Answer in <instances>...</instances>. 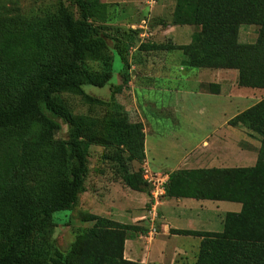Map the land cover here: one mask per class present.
<instances>
[{
  "label": "trees",
  "instance_id": "16d2710c",
  "mask_svg": "<svg viewBox=\"0 0 264 264\" xmlns=\"http://www.w3.org/2000/svg\"><path fill=\"white\" fill-rule=\"evenodd\" d=\"M70 1L78 19L65 9L59 16L23 21L0 11V264H141L124 258V244L148 230L96 215L87 217L92 227L76 236L67 254L53 245V214L75 204L91 145L107 150L102 159L118 170L145 159L142 123L120 116L78 118L61 97L81 93L83 85L102 88L111 79L110 51L91 20L95 8L107 5ZM170 24L197 30L188 45L153 49L182 51L189 68L235 70L238 87L264 90V0H176ZM241 26L258 28L253 44L239 42ZM115 49L127 67L120 47ZM88 60L107 68L101 80L85 67ZM54 118L68 125L66 141L56 138L61 127ZM229 125L259 136L255 165L173 171L164 197L239 203L240 212L224 215L220 233H171L201 238L195 264H264V99ZM142 174L138 168L118 178L149 195Z\"/></svg>",
  "mask_w": 264,
  "mask_h": 264
},
{
  "label": "rangeland",
  "instance_id": "374dc122",
  "mask_svg": "<svg viewBox=\"0 0 264 264\" xmlns=\"http://www.w3.org/2000/svg\"><path fill=\"white\" fill-rule=\"evenodd\" d=\"M97 1L101 2V0ZM144 3V0H107L106 9L93 10L92 23L99 35L105 39L110 51L111 79L102 88L83 85L81 93L61 94L72 113L78 118L99 121L111 116H120L128 123H142L146 155L141 165L133 162L126 165L125 169L118 170L102 159V155H105L107 150L98 145L89 147L87 176L75 204L69 211L53 214L51 237L54 247L63 255L68 253L76 236L92 227L93 222L86 221L89 215L107 219L116 215L119 208L113 203L119 200L118 191L124 187L118 178L124 171L135 172L138 168L143 170L142 176L147 181L149 193L147 206H150L152 192L165 185V176L171 171L205 169L208 168L207 165L218 166L222 157L234 162L233 165H228L233 168L249 166L245 165L240 157L241 154H236L237 158H235L232 156L233 152H222L221 147H225V144L213 147L219 152L216 154L220 157L212 155L210 164H203L204 159H208L206 155L195 154L184 164V156L199 149L203 141L213 144L220 140L233 149L238 148L252 154L258 152L260 147V138L255 133L240 125L233 130L224 122L264 99V90L241 88L237 91H246V97H237L235 94L227 97L225 95L196 96L195 94L199 93L198 88L200 90L203 87H198V79L187 78V73H199L201 70L187 68L184 63L180 65L181 59H185L182 51L171 53L175 59L173 64L162 66L152 62L157 59H161V63L166 62L170 50L153 49L151 46H169L171 40L161 30H154L151 27V31L147 30L142 22L146 19L147 13ZM63 9L72 13L76 19L80 17L78 9L70 0H0V11L3 16L17 21L59 16ZM153 24L152 19L148 25ZM242 28L257 29L254 26H241ZM177 34L179 42L185 40L181 39L185 36L183 28H178ZM240 35V41L243 43L253 44L256 40V32L254 34L253 31H245ZM115 46L120 47L122 55L128 62L127 67L123 66ZM149 58L153 59L149 61ZM84 65L96 79L101 80L107 73V68L97 61L88 60ZM181 66L185 72H182ZM165 71L169 72V75L162 73ZM215 74L213 81L207 77L203 79L206 82L204 87L209 86L211 93H220L219 86L229 87L231 90L238 87L237 71L217 70ZM222 74L225 76L219 77ZM127 75L129 77L124 83L123 78ZM117 86H121L120 91L115 90ZM84 95L97 99L98 102H89ZM44 112L47 113L45 110ZM54 120L61 127L56 138L66 141L68 125L60 119L54 118ZM207 147L210 148V145L205 143L202 149ZM195 159L197 161L199 159L200 162L194 163ZM140 207L141 202L134 199L129 208L135 213L133 217L147 212L146 207L143 209ZM226 211L228 210H219L218 214ZM218 218V216L212 217L215 220ZM218 224V231H221L223 225L220 221ZM139 236L140 234L136 235ZM190 239L184 243L192 249L189 264H195L199 245L195 247L196 244Z\"/></svg>",
  "mask_w": 264,
  "mask_h": 264
},
{
  "label": "crops",
  "instance_id": "0c3cea01",
  "mask_svg": "<svg viewBox=\"0 0 264 264\" xmlns=\"http://www.w3.org/2000/svg\"><path fill=\"white\" fill-rule=\"evenodd\" d=\"M144 2L146 3V5L144 3V7L147 8V13L145 15L146 19H144L142 22L145 24L147 30L149 31H151L152 29L161 30L162 33L171 40V45L183 46V45H188L190 43L191 36L197 30L196 27L186 26V25L174 26L170 24L169 19L171 18V15L173 13L176 0H152L151 2H149V0H144ZM101 3L106 4L107 0H101ZM152 19L154 20V24L152 26H149L148 23ZM150 27L152 29H150ZM178 28L179 29L183 28V30H185V36L181 38V39H185L182 41L183 43L177 40ZM257 29H246V28L241 29L240 27L238 33L239 42L243 43L240 41L241 38L240 34L245 31L246 32L253 31L254 34L256 32V39H257ZM243 44H248V43H243ZM173 52H180V51L179 50L170 51L169 52L170 54L167 57V61L166 62L164 61L165 63L164 62L161 63V59H157V61H152V62L162 66L169 63L173 64L175 60L173 54H171ZM150 59L153 58H149V61ZM185 61L186 58L181 59L180 65L182 63L185 64ZM181 69L182 72H185L183 66H181ZM190 69H194V68H190ZM194 70H201V71L199 73H194V74L187 73V78H191V80L198 79L199 80L197 81L199 83L198 87L200 86L203 87L202 89L200 88V90L198 88L199 93H196L195 94L196 96L225 95L227 97V96H233L234 94L237 97L247 96L246 91L237 92L238 90L241 89L240 87L237 86L236 89H232V90L229 89V87L219 86L221 89L220 93L218 94L211 93V91L209 90V86L206 87L208 89L204 87V84L206 82L203 79L207 77L210 78L211 81H213V78L216 76L215 72L217 70H212V71L209 69H194ZM162 73L169 75V72L167 73V71ZM223 76L225 75L224 74L219 75V77H223ZM242 89H247V88H242ZM230 120L229 119L226 120L224 124H226V126H230L229 125ZM230 127L232 129L239 128V126L238 127L230 126ZM205 143L209 144L210 148L207 147L205 149H202V146ZM224 144L225 147H221L222 152H233L232 156H234L235 158H237L238 154H241L240 157L244 161L245 165H249L247 167H252L255 165L258 152L252 154L251 152L239 150L238 148L233 149V147H230L229 145H227V143L220 142V140L219 142L216 141V143L214 142L213 144L207 141H203L199 149H197L195 152H191L186 157L184 156L183 159L184 164L189 162L188 159L192 157L194 154L196 156L206 155L208 159L205 158L203 164H210L211 161L210 157L212 155H218L216 153H219L216 152V150L213 147L216 145H224ZM218 156L220 157V155ZM197 162H200L199 159L198 161L195 159L194 163ZM233 163L234 162H230L227 159H223L222 157V159L219 161L218 166L207 165V167L233 168V166H228L230 164L233 165ZM235 164L238 165L237 163ZM234 168H246V167H234ZM167 179H168V174H166L165 176V182L167 181ZM118 192L119 194L117 195V198L119 200L117 202H114L113 204L118 205L119 210L116 211V215L114 217H111L109 219L114 220L115 222L121 224H138L142 227H145L148 230L146 234H140L139 237L128 239L125 241L124 244V253H123L124 258L126 260L139 262L141 264H189L188 260L192 255V251H191L192 249H190V247L184 242L185 241L187 242V240L191 238L190 240H193V242L196 244L195 245L196 247L197 245H200L201 238L191 235L176 234V232L171 233V231L220 233L222 230L218 231V227H219L218 223L220 221L221 225L223 224L224 215L226 213H229L228 212L229 210L233 211L230 213H238L241 210V205L239 203L212 201V200H195L188 198L167 199L164 197V193L160 194L156 201H154L152 198V200L150 201L151 202L150 206H147L149 204V196H147L145 193L132 191L125 186ZM134 199L139 200L141 202L140 208L143 209L144 207H146L147 212H144V214L142 213V215L140 216L133 217L132 215H134L135 213L130 211L129 208L132 206V202H134ZM113 201L114 199H112V202ZM223 209H226L228 211L220 212V214H218L219 210H223ZM214 216H218L219 217L218 220L212 219V217ZM125 220L127 223L125 222ZM152 229L155 230V234L151 236ZM196 257H195V262H196Z\"/></svg>",
  "mask_w": 264,
  "mask_h": 264
},
{
  "label": "built area",
  "instance_id": "2783aa9c",
  "mask_svg": "<svg viewBox=\"0 0 264 264\" xmlns=\"http://www.w3.org/2000/svg\"><path fill=\"white\" fill-rule=\"evenodd\" d=\"M162 193H164V185L161 188H157V191L152 192V198H153V200L156 201L158 199V196L160 194H162ZM153 234H155V230L154 229L151 230V235H153Z\"/></svg>",
  "mask_w": 264,
  "mask_h": 264
}]
</instances>
